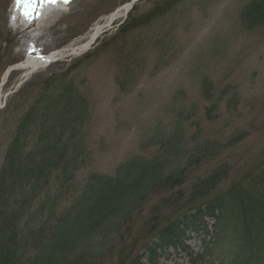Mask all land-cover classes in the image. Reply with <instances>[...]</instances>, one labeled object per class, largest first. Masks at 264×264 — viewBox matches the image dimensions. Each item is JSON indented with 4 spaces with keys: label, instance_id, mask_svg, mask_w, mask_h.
Wrapping results in <instances>:
<instances>
[{
    "label": "rangeland",
    "instance_id": "374dc122",
    "mask_svg": "<svg viewBox=\"0 0 264 264\" xmlns=\"http://www.w3.org/2000/svg\"><path fill=\"white\" fill-rule=\"evenodd\" d=\"M130 1L71 0L27 21L20 12L14 24L15 0H0V168L36 100L72 92L82 108L73 129L88 155L58 214L92 175L157 162L165 176L96 264H136L141 256L140 264H264V251L208 252L212 234L201 227L186 230V253L171 246L153 262L143 257L163 229L236 188L251 200L264 194V26L241 20L260 0H140L88 51L27 78L22 70L9 74L28 57L80 45ZM205 221L212 232L214 221Z\"/></svg>",
    "mask_w": 264,
    "mask_h": 264
},
{
    "label": "trees",
    "instance_id": "16d2710c",
    "mask_svg": "<svg viewBox=\"0 0 264 264\" xmlns=\"http://www.w3.org/2000/svg\"><path fill=\"white\" fill-rule=\"evenodd\" d=\"M241 20L247 28L264 26V0L250 4ZM50 94L39 97L19 122L0 168V264H96L105 257L111 236L124 228L165 179L157 162L123 165L114 177L92 175L58 214L88 153L80 140L83 134L73 129L81 125L79 98L72 92ZM174 149L168 147L170 152ZM260 210L264 211V194L251 200L236 188L163 229L143 257L153 262L171 246L186 253L183 241L189 227H201L207 237L212 234L205 247L210 253L222 249L243 257L262 252ZM237 211L241 214L234 217ZM205 219L214 221L212 232ZM141 260L142 256L136 264Z\"/></svg>",
    "mask_w": 264,
    "mask_h": 264
},
{
    "label": "bare ground",
    "instance_id": "6f19581e",
    "mask_svg": "<svg viewBox=\"0 0 264 264\" xmlns=\"http://www.w3.org/2000/svg\"><path fill=\"white\" fill-rule=\"evenodd\" d=\"M140 0H131L130 2L120 6L117 8L114 12H112L107 18L106 23L104 25H96L90 32V34L84 39L85 41L82 42L78 46H70L68 49L59 51L57 53H52L50 56L47 57H41V58H34V57H28L26 61L20 65H17L16 69H23L24 71L28 73H32L42 67H46L48 64L52 62L53 59L56 57H62L66 54L72 55H78L82 52L88 51L102 36L104 33V30L109 26L112 25L115 21L125 18L128 13L133 9L135 3H137ZM58 4L57 6H59ZM63 7V6H62ZM37 7H29L28 5H22V6H16L14 9L16 10V16L21 11L27 10L29 12V17L31 18L34 15L35 9ZM46 6L41 8H37V11H39V16H43L46 12L45 10ZM36 11V12H37ZM15 16V15H14Z\"/></svg>",
    "mask_w": 264,
    "mask_h": 264
},
{
    "label": "snow or ice",
    "instance_id": "6c2138e0",
    "mask_svg": "<svg viewBox=\"0 0 264 264\" xmlns=\"http://www.w3.org/2000/svg\"><path fill=\"white\" fill-rule=\"evenodd\" d=\"M17 6H22V5H28L29 7H37V8H43L48 5H55L57 3H63V4H68L71 2V0H15ZM39 11L35 13V18H39ZM21 15L25 18L28 19L29 17V12L25 10L24 12L21 13ZM15 19V17H13Z\"/></svg>",
    "mask_w": 264,
    "mask_h": 264
}]
</instances>
